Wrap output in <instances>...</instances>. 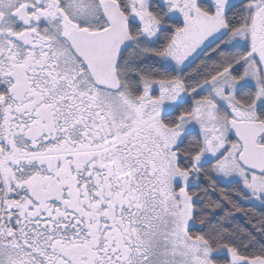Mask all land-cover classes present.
Masks as SVG:
<instances>
[{
  "label": "snow or ice",
  "instance_id": "6c2138e0",
  "mask_svg": "<svg viewBox=\"0 0 264 264\" xmlns=\"http://www.w3.org/2000/svg\"><path fill=\"white\" fill-rule=\"evenodd\" d=\"M0 264H264V0H0Z\"/></svg>",
  "mask_w": 264,
  "mask_h": 264
}]
</instances>
